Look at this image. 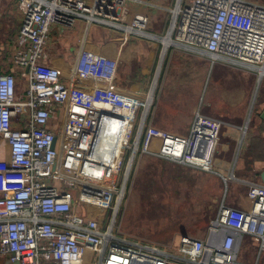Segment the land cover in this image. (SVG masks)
<instances>
[{
  "label": "built area",
  "instance_id": "1",
  "mask_svg": "<svg viewBox=\"0 0 264 264\" xmlns=\"http://www.w3.org/2000/svg\"><path fill=\"white\" fill-rule=\"evenodd\" d=\"M130 1L17 0L20 26L11 71L0 72V140L8 152L0 160V261L6 264H248L238 259L243 241L258 254L264 251V185L249 186L248 209L221 202L206 235L179 234L174 249L121 233L120 189L110 196L106 189L113 187L95 188L88 178L80 183L83 172L110 161L112 185L127 161L125 184L137 155L222 172L216 157L221 121L196 110L186 136L161 130L147 123L150 92L114 89L116 58L81 57L83 65H75L70 78L49 63L54 27L70 29L84 20L122 30L124 40L147 35L145 16L128 20ZM154 37L166 48L247 65L261 75L264 4L177 0L166 34ZM80 77L90 86H78Z\"/></svg>",
  "mask_w": 264,
  "mask_h": 264
},
{
  "label": "crops",
  "instance_id": "2",
  "mask_svg": "<svg viewBox=\"0 0 264 264\" xmlns=\"http://www.w3.org/2000/svg\"><path fill=\"white\" fill-rule=\"evenodd\" d=\"M176 1L131 0L127 18L130 20L136 14L145 16L147 22L144 31L147 35H133L127 40H124L122 30L86 23L84 20L77 21L70 29L60 31L54 27L48 44L49 63L60 70L63 78H70L72 68L83 65L79 62L81 57L86 60L89 54H101L116 58L118 68L112 84L114 89L128 94L150 92L153 101L147 112V123L161 130L186 136L196 110H203L221 121L225 129L217 145L216 156L221 160L219 168L222 169L217 180L223 184L224 192L218 203L248 209L249 186L264 185V67L260 69L259 75L257 68L222 59L212 61L207 54L177 46H163L154 35L160 36L167 32ZM1 2H4V11L0 14V23L14 26L0 47V55H3L0 56V72H9L20 14L17 0ZM165 39L162 40L164 45ZM207 76L214 77L215 82L212 91L205 94L202 89ZM89 82L88 78L80 77L78 86L89 87ZM240 128L245 130L244 133ZM2 144L7 151L6 145ZM98 148V145L95 146L96 151ZM95 154L93 150L92 155ZM157 160L193 170L172 161ZM114 165V162L109 161L102 169H96V172H83L80 183L88 178L90 185L93 183L95 188L105 185L112 187L110 179L113 178ZM231 173L233 177L227 178ZM98 198L103 199L104 196L99 195ZM97 202L101 203L99 200ZM179 233L188 232L181 228ZM248 253L251 263L264 264V251L258 254L249 249ZM259 255L261 257L258 260ZM242 260L245 262L244 258ZM0 262L6 264L4 259Z\"/></svg>",
  "mask_w": 264,
  "mask_h": 264
},
{
  "label": "rangeland",
  "instance_id": "3",
  "mask_svg": "<svg viewBox=\"0 0 264 264\" xmlns=\"http://www.w3.org/2000/svg\"><path fill=\"white\" fill-rule=\"evenodd\" d=\"M250 1L264 3V0ZM3 5L4 2H1L0 14L4 11ZM12 28L13 25L0 23V47L8 39ZM165 34L166 31L162 35ZM213 78L207 76L202 93L212 91L215 82ZM156 102L157 92L154 103ZM201 112L211 117L209 113L203 110ZM7 156L6 148L0 140L1 161H5ZM126 163L127 161L119 170V175L116 174L118 176L114 184L112 183L113 189H106L110 196L114 192L112 190L120 189L119 192L122 193L116 218L121 233L133 239L161 245L174 244V249L177 247L176 241L181 228L192 236L204 235L224 192L223 184L217 180L220 177L218 173L190 170L156 158L137 155L124 184ZM112 198L111 204H114L117 197L114 194ZM240 249L238 259L244 262V258L246 263L254 264L248 260L251 257L249 249L257 253L250 242L245 241ZM90 257L94 260L89 254V262ZM260 257L259 255L258 260Z\"/></svg>",
  "mask_w": 264,
  "mask_h": 264
},
{
  "label": "water",
  "instance_id": "4",
  "mask_svg": "<svg viewBox=\"0 0 264 264\" xmlns=\"http://www.w3.org/2000/svg\"><path fill=\"white\" fill-rule=\"evenodd\" d=\"M262 118H264V110H263ZM181 234H184V233H181ZM14 264H18V263L15 262Z\"/></svg>",
  "mask_w": 264,
  "mask_h": 264
},
{
  "label": "bare ground",
  "instance_id": "5",
  "mask_svg": "<svg viewBox=\"0 0 264 264\" xmlns=\"http://www.w3.org/2000/svg\"><path fill=\"white\" fill-rule=\"evenodd\" d=\"M168 42V40L167 39H165V43H167ZM264 67V66H263Z\"/></svg>",
  "mask_w": 264,
  "mask_h": 264
}]
</instances>
